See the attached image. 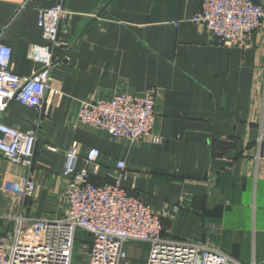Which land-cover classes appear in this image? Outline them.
I'll use <instances>...</instances> for the list:
<instances>
[{"label": "crops", "instance_id": "1", "mask_svg": "<svg viewBox=\"0 0 264 264\" xmlns=\"http://www.w3.org/2000/svg\"><path fill=\"white\" fill-rule=\"evenodd\" d=\"M201 2L0 0V43L21 77L38 68L27 57L30 45L44 44L38 11L61 4L70 13L58 33L67 59L50 71L40 114L16 102L0 112L1 123L36 135L29 171L0 154V235L18 217L25 226L66 218V151L76 143L77 168L97 185L113 183L124 163L122 187L159 214L165 240L264 264V17L245 47H229L190 22ZM147 90L155 92L158 144L71 127L83 102ZM90 149L99 152L96 171L84 160ZM26 177L35 187L28 199ZM85 250L80 263L88 243ZM124 251L122 264L147 263V244L125 243Z\"/></svg>", "mask_w": 264, "mask_h": 264}, {"label": "built area", "instance_id": "2", "mask_svg": "<svg viewBox=\"0 0 264 264\" xmlns=\"http://www.w3.org/2000/svg\"><path fill=\"white\" fill-rule=\"evenodd\" d=\"M69 15L61 4L38 11L37 27L44 44L28 47V59L38 65L29 77L13 72L11 49L0 43V112L16 102L40 114L50 71L67 59L66 44L58 39V33H65L62 25ZM263 17V6L254 0H202L190 22L203 27L218 44L245 47ZM59 49L62 53L56 56ZM154 107V90L138 96L114 95L109 100L83 102L71 127H94L127 143L150 138L158 144L160 139L153 135ZM35 144L34 132L23 133L0 122V154L9 163L29 171ZM98 156L96 149H90L84 158L94 171ZM78 161L77 144L72 143L66 151L64 169L69 178L66 218L31 219L26 226V219L16 218L12 231L0 235V264H122L126 259L125 243L147 244L146 264H240L203 245L165 240L159 214L122 187V161L116 163L114 182L104 185L91 182L88 170L77 168ZM34 189V183L26 177L23 198L32 197ZM77 232L92 240L85 263L75 262Z\"/></svg>", "mask_w": 264, "mask_h": 264}, {"label": "rangeland", "instance_id": "3", "mask_svg": "<svg viewBox=\"0 0 264 264\" xmlns=\"http://www.w3.org/2000/svg\"><path fill=\"white\" fill-rule=\"evenodd\" d=\"M11 231H9V232H11ZM85 235H87V234H85ZM76 240H77V242H76L75 247H74L75 262H80V261H83L85 251H87V250H85L87 243H88V254H89L91 246H92V240H91L89 235H87V237H86L82 233H77Z\"/></svg>", "mask_w": 264, "mask_h": 264}]
</instances>
